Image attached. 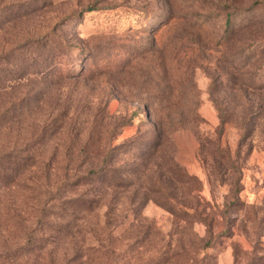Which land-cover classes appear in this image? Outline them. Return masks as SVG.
<instances>
[{"label":"rangeland","instance_id":"374dc122","mask_svg":"<svg viewBox=\"0 0 264 264\" xmlns=\"http://www.w3.org/2000/svg\"><path fill=\"white\" fill-rule=\"evenodd\" d=\"M76 257L264 264V0H0V264Z\"/></svg>","mask_w":264,"mask_h":264},{"label":"trees","instance_id":"16d2710c","mask_svg":"<svg viewBox=\"0 0 264 264\" xmlns=\"http://www.w3.org/2000/svg\"><path fill=\"white\" fill-rule=\"evenodd\" d=\"M39 245H41V244H39ZM33 247H37L38 249L33 248ZM42 249L43 248H41V246H36V245L33 244V242L32 243L28 242L22 248H20L21 251H24L26 253H28V252H39V253H41ZM15 253H16V251H14V254ZM14 254L13 255H11V254L5 255L3 260L4 261H9V260L14 259ZM79 258L76 257V258H72L70 260H66L65 264H80L81 262H80ZM85 262H86V264H98V260H96L94 258L93 259L92 258L91 259H87Z\"/></svg>","mask_w":264,"mask_h":264}]
</instances>
